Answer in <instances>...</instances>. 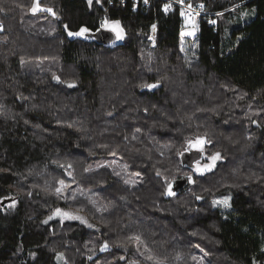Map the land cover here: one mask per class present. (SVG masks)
Segmentation results:
<instances>
[{
	"label": "trees",
	"instance_id": "trees-1",
	"mask_svg": "<svg viewBox=\"0 0 264 264\" xmlns=\"http://www.w3.org/2000/svg\"><path fill=\"white\" fill-rule=\"evenodd\" d=\"M136 1L0 0V264H264V0H190L214 13L193 36ZM104 19L124 38L68 35Z\"/></svg>",
	"mask_w": 264,
	"mask_h": 264
},
{
	"label": "rangeland",
	"instance_id": "rangeland-1",
	"mask_svg": "<svg viewBox=\"0 0 264 264\" xmlns=\"http://www.w3.org/2000/svg\"><path fill=\"white\" fill-rule=\"evenodd\" d=\"M241 18H242V20H244L245 16H242ZM192 22H194V24H195V18H193V17L189 18V17L185 16L184 23H183V26H184L183 34L185 36L186 35L187 36H193L194 35V34L193 35H189L190 32H193V23ZM102 30L96 35H93V34L91 35V34L87 33L85 36H83V38L84 37L93 38L94 36H100V37H102V39H104V41H112V42H118L119 41V40L116 39V35H115L114 32H111L108 29H102ZM71 37H75V36H71ZM150 39H151L150 40L151 41V46H153L154 43H155L153 27H152V33H151ZM181 46L184 47V49L182 48V50L184 52H188L189 51V45H187L185 40H183V39L181 41ZM198 139H202V140L205 141V139L203 137H197V138L193 139L191 142L194 144ZM205 149H206V141H205V143L203 145V151H200V150H198L195 147H191L190 148L189 145H188V148H187V153L189 154L188 155V159H191V165H193L192 168H193L194 172H196L195 168L197 166V163H199L201 167H203L205 164H211L212 161H211L210 158L212 156L216 155V154H206L205 153ZM203 152H204V154H203ZM218 160H216V162ZM216 162H215V164H216ZM204 172H206V171H204ZM196 173H198V172H196ZM170 184H171V186H173V183H170ZM172 191H174V190L172 189ZM224 199H228L229 205H230V195L224 194V195L218 196V197L213 199L214 206L218 207V208H220L221 210H224V211L229 210L230 206L226 207L222 203H215L216 201H221V200H224ZM15 204H16V200H14V199L9 201V202H7V203H5L3 205L4 211L11 212L13 210V208L15 207ZM51 218H58L61 221H79L80 223H82V224H84L86 226H91L81 215H79L77 213H74L72 211H69V210L57 209V210L54 211V213L52 214ZM58 258L62 259V256L60 255V256H58Z\"/></svg>",
	"mask_w": 264,
	"mask_h": 264
},
{
	"label": "snow or ice",
	"instance_id": "snow-or-ice-1",
	"mask_svg": "<svg viewBox=\"0 0 264 264\" xmlns=\"http://www.w3.org/2000/svg\"><path fill=\"white\" fill-rule=\"evenodd\" d=\"M88 2H89V4H91L92 0H88ZM97 2H99V0H97ZM144 2L147 3V0H144ZM181 2H182V0H181ZM201 7H203V6L201 5ZM169 8H170V5H165V11H167ZM41 10H46V11L52 12V9H50V8L42 9L41 4H40V0H34L32 7H31V11L35 13V12L41 11ZM53 15H55L54 12H53ZM192 23H193V32H190L189 35H193L196 31V26H195L194 22H192ZM212 23H215V21H212ZM65 27L67 28V26H65ZM100 28L101 29H108L111 32H114L117 40H121L124 38V30L121 27L120 21H118V20L117 21H109L107 19H104L100 23ZM153 30H155V25H153ZM88 32H89V29L87 27H81L80 30L77 32L69 31L68 35L69 36H76V37H83ZM57 79H59V78L57 77ZM74 86L75 85L73 83L68 84V87H74ZM141 87L151 90V89L158 87V84H143V85H141ZM188 143H189L190 148L195 147L198 150L203 151V145H204L205 141L202 139H198L194 144L191 141H189ZM219 158H220L219 153H217L216 155H214L210 158L212 161L211 164H205L203 167H201L200 164L197 163L195 171L198 173H203L204 171H210L211 168L214 167L216 160H218ZM157 174L159 175V173H157ZM188 181L194 182L192 180L191 176H188ZM60 183L63 184V181H61ZM125 183H128V181H125ZM59 191H60V189H57V192H59ZM167 195H170V196L175 195V193L172 191L171 184H169V186H168ZM198 199H199V197H198ZM215 203H222L226 207L230 206L228 199L216 201ZM104 247H107V244H105ZM149 259H151V257H149Z\"/></svg>",
	"mask_w": 264,
	"mask_h": 264
},
{
	"label": "built area",
	"instance_id": "built-area-1",
	"mask_svg": "<svg viewBox=\"0 0 264 264\" xmlns=\"http://www.w3.org/2000/svg\"><path fill=\"white\" fill-rule=\"evenodd\" d=\"M168 3H177L184 16H187L189 18L195 17L196 15H207L211 16L214 15V13L207 12L205 9V4L203 3H196L192 4L191 2H180L179 0H165V4ZM201 5L203 7H201ZM215 31V30H214Z\"/></svg>",
	"mask_w": 264,
	"mask_h": 264
},
{
	"label": "water",
	"instance_id": "water-1",
	"mask_svg": "<svg viewBox=\"0 0 264 264\" xmlns=\"http://www.w3.org/2000/svg\"><path fill=\"white\" fill-rule=\"evenodd\" d=\"M263 145H264V142H263ZM188 183V179L186 177H182V178H179V179H176L174 182H173V190L174 191H179L181 189H183ZM10 199H5L1 202V205H3L4 203L6 202H9Z\"/></svg>",
	"mask_w": 264,
	"mask_h": 264
},
{
	"label": "bare ground",
	"instance_id": "bare-ground-1",
	"mask_svg": "<svg viewBox=\"0 0 264 264\" xmlns=\"http://www.w3.org/2000/svg\"><path fill=\"white\" fill-rule=\"evenodd\" d=\"M122 1H124V0H122ZM180 2H181V0H179ZM182 2L184 3V2H190V0H182ZM172 4H174V5H178L177 3H168V4H166V5H170V7H171V5ZM179 7V6H178ZM130 8V10H136V8H137V1L136 0H133V2H132V4H131V6L129 7ZM181 9V8H180Z\"/></svg>",
	"mask_w": 264,
	"mask_h": 264
}]
</instances>
